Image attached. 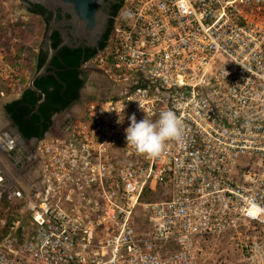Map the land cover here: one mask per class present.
I'll use <instances>...</instances> for the list:
<instances>
[{
	"label": "built area",
	"instance_id": "built-area-1",
	"mask_svg": "<svg viewBox=\"0 0 264 264\" xmlns=\"http://www.w3.org/2000/svg\"><path fill=\"white\" fill-rule=\"evenodd\" d=\"M82 70L96 87L38 164L10 161L14 176L0 160V200L29 214L1 221L0 264H236L223 238L239 264H264V0H124ZM167 110L182 142L158 158L126 145L129 117Z\"/></svg>",
	"mask_w": 264,
	"mask_h": 264
},
{
	"label": "trees",
	"instance_id": "trees-1",
	"mask_svg": "<svg viewBox=\"0 0 264 264\" xmlns=\"http://www.w3.org/2000/svg\"><path fill=\"white\" fill-rule=\"evenodd\" d=\"M23 1L28 4L31 13L41 17L43 20L47 19H45L46 9L41 5H33L28 3L27 0ZM122 2L123 0H120L114 5L112 17L116 14ZM111 25L112 18L100 47L88 50L86 53L83 52V48L59 47L60 35L58 32H54L51 39L56 53L46 73L38 76L33 81L36 90L29 88L30 80L27 81L20 73L31 70L33 73L31 77L33 78L44 65L48 52L44 51L42 47L37 52L31 47L20 44L17 46L15 54H12L11 47L13 44L7 39L1 43L12 67L19 72L18 89L22 93L19 99L6 104L5 110L26 140L44 138L53 125V117L69 109L79 101L81 90L85 84L82 67L97 51L104 47L110 34ZM158 192H162L160 188ZM159 196L155 191L147 188L142 201H155ZM16 217L14 216L10 221L16 220ZM28 222L29 219L22 221L21 226L27 225Z\"/></svg>",
	"mask_w": 264,
	"mask_h": 264
},
{
	"label": "rangeland",
	"instance_id": "rangeland-1",
	"mask_svg": "<svg viewBox=\"0 0 264 264\" xmlns=\"http://www.w3.org/2000/svg\"><path fill=\"white\" fill-rule=\"evenodd\" d=\"M45 31L46 28L44 20L31 13L26 2L23 0H0V92H5L3 96L0 95V110L4 120L6 121V125L3 126V128L12 129L10 126V120L3 111V106L7 102L12 101L13 98L19 96L21 91L18 89L19 72L12 67V64L8 60L9 57L7 56L1 43L5 41V39L9 40V42L13 44L11 47L12 54H15V51L17 50L16 48L20 44L25 45L26 47H31L38 52L42 46ZM21 74L27 81H29L31 80L33 73L29 70L20 73V75ZM93 74L95 73H92L91 71H87L86 73L85 80L88 87L94 86L95 84L93 83ZM88 87L84 88V92L81 93V98L69 108V111L65 110L53 117V126H59L64 118H66L70 113L73 114L74 110L77 108L83 106V102L86 99L85 96L91 93ZM68 112L69 114H67ZM1 158L6 163L7 167H11V173L15 174L16 169L13 168L12 164L7 159V156L2 154ZM14 176H16V174ZM17 177H19L18 174ZM17 191L21 196L23 195L21 188L18 187ZM19 200H21V198ZM19 200L15 198H4L3 200H0V240L6 234L7 227L5 225H8L9 222L11 223L10 220L14 218V216H17L16 213H18V217L22 221L28 220V213L19 214L22 209L21 206H19ZM17 210H19V212H16ZM4 219L7 220V224L5 225L1 222ZM218 245L220 250L223 251L222 257L224 259L230 258L236 264H239L237 261V254L234 251V245L231 242H228V240L223 238L219 241Z\"/></svg>",
	"mask_w": 264,
	"mask_h": 264
},
{
	"label": "water",
	"instance_id": "water-1",
	"mask_svg": "<svg viewBox=\"0 0 264 264\" xmlns=\"http://www.w3.org/2000/svg\"><path fill=\"white\" fill-rule=\"evenodd\" d=\"M27 1L28 3H31L33 5H41L44 9L53 13V19L48 24V28L42 43V48L44 51L48 52V57L42 68L30 80L29 88L32 90H36L35 86L33 85V81L38 76H42L46 73V70L50 66L52 59L56 53V49L53 48L52 45L51 34L53 32V29L56 27L55 19L57 16L58 9H62L64 12L68 13L69 16L71 17V20L67 24H70L74 27L73 33L75 36H81L82 38H85L90 42H92L93 45H97L98 41L101 38H103L105 33L107 32L111 18H112V25H111V29H112L116 15L124 3L123 0L122 5L120 6L116 14L112 17L111 11L106 5L107 3L106 0H27ZM107 41L108 39L106 40L104 47L106 46ZM85 78H86V74H85ZM19 97L20 95L13 98V100L18 99ZM12 127L15 130L16 134L18 135L19 139L21 141L23 140L27 142L26 139L20 134L18 128L13 122H12ZM40 140H38V142Z\"/></svg>",
	"mask_w": 264,
	"mask_h": 264
},
{
	"label": "clouds",
	"instance_id": "clouds-1",
	"mask_svg": "<svg viewBox=\"0 0 264 264\" xmlns=\"http://www.w3.org/2000/svg\"><path fill=\"white\" fill-rule=\"evenodd\" d=\"M129 120L130 126L125 129L126 145L149 158L161 156L167 141L183 140L181 121L172 110L161 112L155 122L147 118L138 122L135 115L129 117ZM117 123H121V120Z\"/></svg>",
	"mask_w": 264,
	"mask_h": 264
},
{
	"label": "flooded vegetation",
	"instance_id": "flooded-vegetation-1",
	"mask_svg": "<svg viewBox=\"0 0 264 264\" xmlns=\"http://www.w3.org/2000/svg\"><path fill=\"white\" fill-rule=\"evenodd\" d=\"M106 2H107L106 3L107 7L109 8V10L111 11V14H112L114 5H116L118 2H120V0H106ZM45 19L47 20V22H46V20H44L45 28L47 31L48 24L53 19V13L46 10ZM70 20H71V17L69 16L68 13L64 12L62 9L57 10V16L55 19L56 27L53 29L51 37H52L54 32L59 33V35H60L59 47L68 46L72 49L83 48L84 53H86L88 50H94V49H97L100 47V44H101V41L103 38H101L98 41L97 45H93L92 42H90L89 40L82 38L81 36H75L73 33L74 27L70 24H67ZM46 31H45V33H46ZM62 44H65V45H62ZM101 50H99V51H101ZM99 51H97V53ZM83 72H84V77H85V74H86L85 70H83ZM21 95H22V93L20 94V97H21ZM80 98H81V95H80ZM10 102H12V101H10ZM10 102H7L6 104H8ZM6 104L3 106V111H4L5 115L7 116V118H9L10 126L13 129L12 120L10 119V117L8 116V114L5 110ZM13 137L15 139L14 140L15 144L12 147H6V148H5V146L0 144V146H1L0 152L2 154H4L5 156H7V159L13 163L15 162L16 159L20 158L21 162L19 165L28 164V163H32L33 165L38 164L37 147H38V140L39 139L34 138L31 140H26L27 142H25L23 140L21 141L19 139L18 135L16 134L15 130L13 132ZM7 142H8V139H6V143H5L6 145H7Z\"/></svg>",
	"mask_w": 264,
	"mask_h": 264
},
{
	"label": "bare ground",
	"instance_id": "bare-ground-1",
	"mask_svg": "<svg viewBox=\"0 0 264 264\" xmlns=\"http://www.w3.org/2000/svg\"><path fill=\"white\" fill-rule=\"evenodd\" d=\"M80 112V108H77L76 110H74V114ZM2 117V118H1ZM6 125V121L4 120L3 116H2V112L0 110V129H2L3 126ZM37 176V173H35L34 178ZM37 178V177H36ZM29 189V188H28ZM30 190V189H29Z\"/></svg>",
	"mask_w": 264,
	"mask_h": 264
},
{
	"label": "crops",
	"instance_id": "crops-1",
	"mask_svg": "<svg viewBox=\"0 0 264 264\" xmlns=\"http://www.w3.org/2000/svg\"><path fill=\"white\" fill-rule=\"evenodd\" d=\"M1 155H2V153L0 152V160L5 164V162L2 160V158H1ZM9 224L11 225V223L9 222Z\"/></svg>",
	"mask_w": 264,
	"mask_h": 264
}]
</instances>
